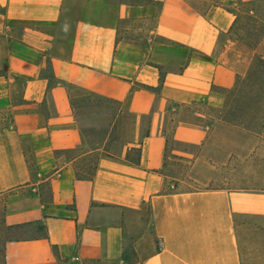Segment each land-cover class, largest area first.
<instances>
[{
    "label": "crops",
    "instance_id": "0c3cea01",
    "mask_svg": "<svg viewBox=\"0 0 264 264\" xmlns=\"http://www.w3.org/2000/svg\"><path fill=\"white\" fill-rule=\"evenodd\" d=\"M239 1L0 0V195L32 233L4 264H264V191L164 174L168 139L201 146L249 68L222 40ZM72 89L130 114L131 141L88 145Z\"/></svg>",
    "mask_w": 264,
    "mask_h": 264
},
{
    "label": "rangeland",
    "instance_id": "374dc122",
    "mask_svg": "<svg viewBox=\"0 0 264 264\" xmlns=\"http://www.w3.org/2000/svg\"><path fill=\"white\" fill-rule=\"evenodd\" d=\"M235 12L234 26L222 40L235 43L236 50L250 59L249 68L227 93L231 111L226 114L211 110L215 128L201 146H186L168 139L164 174L170 190L264 191V67L258 63L259 58H264V0L239 1ZM4 62V41L0 38V65ZM49 71L46 67L45 72ZM71 94L88 145L107 141L116 152L131 141L130 114L116 122L118 105L79 89H72ZM136 155L135 151L131 153L132 159ZM8 196L0 195V264H4L9 240L32 235L27 228L5 223Z\"/></svg>",
    "mask_w": 264,
    "mask_h": 264
},
{
    "label": "trees",
    "instance_id": "16d2710c",
    "mask_svg": "<svg viewBox=\"0 0 264 264\" xmlns=\"http://www.w3.org/2000/svg\"><path fill=\"white\" fill-rule=\"evenodd\" d=\"M259 65L263 68L264 67V58H259ZM230 98L228 97V94H226V102L224 108L220 111L221 113L224 111L226 114L229 113L230 110Z\"/></svg>",
    "mask_w": 264,
    "mask_h": 264
}]
</instances>
